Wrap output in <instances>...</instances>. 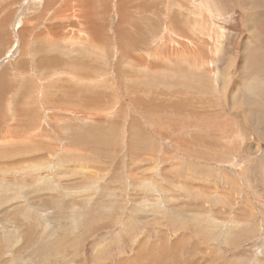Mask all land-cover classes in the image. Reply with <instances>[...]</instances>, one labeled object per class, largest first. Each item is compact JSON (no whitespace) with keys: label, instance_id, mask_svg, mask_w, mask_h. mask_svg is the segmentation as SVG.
Here are the masks:
<instances>
[{"label":"rangeland","instance_id":"obj_1","mask_svg":"<svg viewBox=\"0 0 264 264\" xmlns=\"http://www.w3.org/2000/svg\"><path fill=\"white\" fill-rule=\"evenodd\" d=\"M190 263L264 264V0H0V264Z\"/></svg>","mask_w":264,"mask_h":264},{"label":"bare ground","instance_id":"obj_2","mask_svg":"<svg viewBox=\"0 0 264 264\" xmlns=\"http://www.w3.org/2000/svg\"><path fill=\"white\" fill-rule=\"evenodd\" d=\"M260 84V83H259ZM258 85V84H257ZM166 246H168V245H166ZM165 248V247H164ZM180 252V251H179ZM150 257V256H149ZM160 257V256H159ZM182 262V261H181ZM191 264V263H190Z\"/></svg>","mask_w":264,"mask_h":264}]
</instances>
